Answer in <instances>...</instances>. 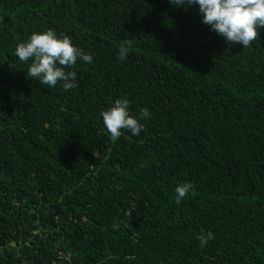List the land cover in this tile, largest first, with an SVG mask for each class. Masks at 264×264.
<instances>
[{
  "label": "trees",
  "instance_id": "16d2710c",
  "mask_svg": "<svg viewBox=\"0 0 264 264\" xmlns=\"http://www.w3.org/2000/svg\"><path fill=\"white\" fill-rule=\"evenodd\" d=\"M201 16L169 0H0V264H264V26L243 48ZM49 28L93 55L66 69L75 89L41 85L14 54ZM117 98L149 110L140 135L107 131Z\"/></svg>",
  "mask_w": 264,
  "mask_h": 264
},
{
  "label": "clouds",
  "instance_id": "9594fccd",
  "mask_svg": "<svg viewBox=\"0 0 264 264\" xmlns=\"http://www.w3.org/2000/svg\"><path fill=\"white\" fill-rule=\"evenodd\" d=\"M176 7L198 6L202 14L201 22L210 30L221 36L226 42L239 43L247 48L257 40L258 28L264 26V0H169ZM16 57L21 62H29L27 75L37 80L41 85L55 87L62 82L65 91L75 89L77 72L72 69L77 61L91 64L93 55L75 46L71 37L57 34L52 29L33 31L30 36L17 44ZM128 47L122 45L119 51L121 61L126 60ZM148 109H143L139 118L130 113V101L127 98H117L109 108L101 113L103 123L113 139L121 135V130H129L133 136H138L144 130L140 119L149 117ZM194 188L191 182H182L175 187V202L181 201ZM214 238L209 231L201 233L198 240L201 246H206Z\"/></svg>",
  "mask_w": 264,
  "mask_h": 264
}]
</instances>
